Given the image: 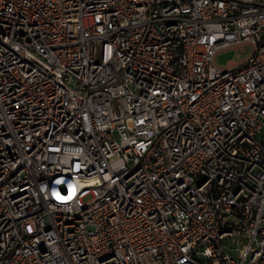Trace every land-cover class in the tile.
Returning <instances> with one entry per match:
<instances>
[{"label":"built area","instance_id":"2783aa9c","mask_svg":"<svg viewBox=\"0 0 264 264\" xmlns=\"http://www.w3.org/2000/svg\"><path fill=\"white\" fill-rule=\"evenodd\" d=\"M0 264H264V0H0Z\"/></svg>","mask_w":264,"mask_h":264},{"label":"rangeland","instance_id":"374dc122","mask_svg":"<svg viewBox=\"0 0 264 264\" xmlns=\"http://www.w3.org/2000/svg\"><path fill=\"white\" fill-rule=\"evenodd\" d=\"M250 53V48L242 51L225 50L218 54L216 64L218 67H225L229 61L238 62Z\"/></svg>","mask_w":264,"mask_h":264}]
</instances>
